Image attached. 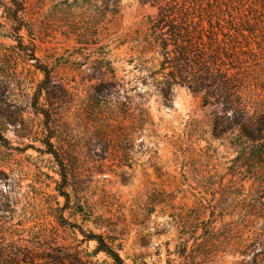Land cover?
<instances>
[{"label": "rangeland", "instance_id": "374dc122", "mask_svg": "<svg viewBox=\"0 0 264 264\" xmlns=\"http://www.w3.org/2000/svg\"><path fill=\"white\" fill-rule=\"evenodd\" d=\"M166 2L179 7L182 0H119L115 7L101 0H26L19 29L13 5L0 0V264H17L22 254L25 264H48L59 250L79 258L64 264H111L104 254L92 255L95 242L56 220L65 200L56 190L59 166L44 151L53 127L40 113L45 108L61 126L56 147L70 145L78 154L67 155L74 193L64 217L104 233L125 264H261L254 252L241 251L254 247L248 213L264 195V164L238 165V131L214 135V122L222 129L228 115L206 105L204 92L174 85L171 106L163 103V57L147 22ZM186 3L225 18L220 39L250 88L264 91V9L258 4L259 12H251L253 2L242 0ZM100 46L128 90L112 97L140 95L153 120L132 135V169L114 163L98 142L85 146L87 98L95 95L100 71L112 75ZM39 66L51 71L49 80ZM79 199L87 222L74 214Z\"/></svg>", "mask_w": 264, "mask_h": 264}, {"label": "trees", "instance_id": "16d2710c", "mask_svg": "<svg viewBox=\"0 0 264 264\" xmlns=\"http://www.w3.org/2000/svg\"><path fill=\"white\" fill-rule=\"evenodd\" d=\"M13 5V20L19 21L21 29L22 12H25L26 0H9ZM79 1V0H75ZM119 0H101V3H115ZM159 4L161 0H143ZM244 2H253L249 11L257 13L256 5L264 9V0H242ZM187 0H182L179 7H175L172 2H166L159 5V11L156 15L150 16L147 22V29L160 47V53L163 60L161 70L163 72V85L160 93L165 106L172 104V87L174 85L187 86L194 92H204L203 98L206 105L212 104L221 106L228 123L222 129H219L218 122H214L213 133L215 136L222 135L233 129H237L236 139L233 145L237 148L238 155L235 157L238 165L264 164V91L251 89L248 83V77L242 67L238 65L239 59H233L231 49L227 42L220 39V35L225 36L224 28L225 18L216 16V9L206 10L202 5L197 4L189 6ZM208 5V1L206 3ZM211 7L214 4L210 5ZM216 6V5H215ZM196 9V10H195ZM195 10V11H194ZM214 12V13H213ZM254 16V15H253ZM256 19V17H253ZM259 18V17H257ZM103 54L101 61L110 62L105 58L107 51L104 46H100ZM106 54V55H105ZM228 61V62H227ZM45 74V81L51 77V71L46 67H38ZM112 75L107 71H100L98 79L100 83L96 87L94 96L91 94L87 98L85 107L88 114L91 115V125L89 128L90 136L85 141V146L90 147L92 141L98 142L104 152L109 153L114 163H120L122 167L128 166L132 169L130 151L134 146L133 134L146 130V125H152L153 120L145 106V99L140 95H135L132 99L126 96L125 101L119 98H113V91L128 93L125 89L124 79L119 77L116 69L110 62ZM40 91L46 88H40ZM263 92V93H262ZM45 116L47 126L53 123L50 128V134L44 142L45 152L54 157L59 166V175L61 180L56 189L59 197L65 200L64 205L59 207V218L56 220L60 225L70 226L83 235V240L95 242V248L92 255L98 256L104 254L110 260L111 264H125L119 249L109 241L105 234L91 229H85L78 221L70 222L64 217V212L70 208L74 188L69 179L68 154L78 156L77 152L71 151L73 148H58L52 141L53 138H62L61 126L57 121H53V113L50 109H39ZM228 111H232L228 114ZM56 120V119H55ZM0 137L2 135L0 134ZM244 142V143H243ZM91 153V152H90ZM104 154H99L101 160L106 158ZM90 155V154H89ZM103 162V161H102ZM122 179L126 180L129 176L125 171L121 172ZM72 189V190H71ZM257 204L253 205L248 213V220L254 227V247L252 251H241L244 256L254 252L255 260L264 264V195L256 197ZM74 214L81 215L83 222H87L89 214L79 199ZM22 254L19 257V263L25 264ZM51 263L64 264L66 259H79L77 256L69 257L68 253L59 250L56 255L51 254ZM4 258V255H0ZM35 256H27L32 262ZM48 260V259H47Z\"/></svg>", "mask_w": 264, "mask_h": 264}]
</instances>
